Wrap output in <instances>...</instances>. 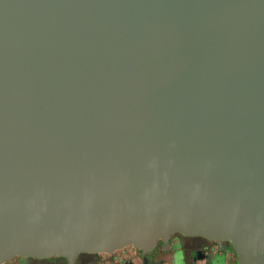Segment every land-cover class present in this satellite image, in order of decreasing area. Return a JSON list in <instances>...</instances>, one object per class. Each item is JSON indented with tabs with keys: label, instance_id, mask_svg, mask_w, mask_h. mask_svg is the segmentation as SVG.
Masks as SVG:
<instances>
[{
	"label": "water",
	"instance_id": "water-1",
	"mask_svg": "<svg viewBox=\"0 0 264 264\" xmlns=\"http://www.w3.org/2000/svg\"><path fill=\"white\" fill-rule=\"evenodd\" d=\"M176 231L264 264V0H0V264Z\"/></svg>",
	"mask_w": 264,
	"mask_h": 264
},
{
	"label": "flooded vegetation",
	"instance_id": "flooded-vegetation-1",
	"mask_svg": "<svg viewBox=\"0 0 264 264\" xmlns=\"http://www.w3.org/2000/svg\"><path fill=\"white\" fill-rule=\"evenodd\" d=\"M237 258L228 239L176 231L168 239L158 238L152 249L128 244L112 251H79L73 258L16 254L1 264H238Z\"/></svg>",
	"mask_w": 264,
	"mask_h": 264
}]
</instances>
